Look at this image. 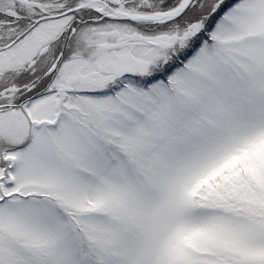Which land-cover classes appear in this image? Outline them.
<instances>
[{
  "label": "snow or ice",
  "instance_id": "1",
  "mask_svg": "<svg viewBox=\"0 0 264 264\" xmlns=\"http://www.w3.org/2000/svg\"><path fill=\"white\" fill-rule=\"evenodd\" d=\"M0 264H264V0H0Z\"/></svg>",
  "mask_w": 264,
  "mask_h": 264
}]
</instances>
